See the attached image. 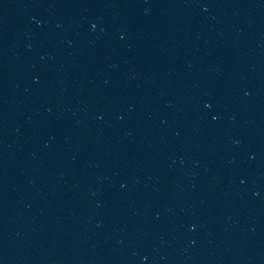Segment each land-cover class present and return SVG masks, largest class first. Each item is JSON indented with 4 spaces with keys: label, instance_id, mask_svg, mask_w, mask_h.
<instances>
[{
    "label": "water",
    "instance_id": "obj_1",
    "mask_svg": "<svg viewBox=\"0 0 264 264\" xmlns=\"http://www.w3.org/2000/svg\"><path fill=\"white\" fill-rule=\"evenodd\" d=\"M0 264H264V0H0Z\"/></svg>",
    "mask_w": 264,
    "mask_h": 264
}]
</instances>
